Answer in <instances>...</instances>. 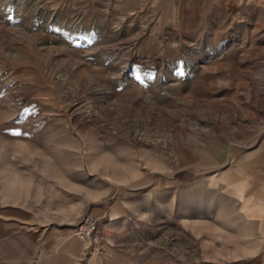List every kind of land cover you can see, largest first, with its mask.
Listing matches in <instances>:
<instances>
[{
  "label": "rangeland",
  "instance_id": "374dc122",
  "mask_svg": "<svg viewBox=\"0 0 264 264\" xmlns=\"http://www.w3.org/2000/svg\"><path fill=\"white\" fill-rule=\"evenodd\" d=\"M262 207L264 0H0V215L61 263L264 264Z\"/></svg>",
  "mask_w": 264,
  "mask_h": 264
},
{
  "label": "crops",
  "instance_id": "0c3cea01",
  "mask_svg": "<svg viewBox=\"0 0 264 264\" xmlns=\"http://www.w3.org/2000/svg\"><path fill=\"white\" fill-rule=\"evenodd\" d=\"M247 197L253 196L246 193L245 198L247 199ZM248 215L247 218L249 219ZM253 215L256 216H253L252 219L258 221V232L262 231L264 234V208H260V211L255 210ZM106 227L107 225H105ZM46 230L41 231V227H38L37 230L28 228L26 227V220H21L10 214L5 216L1 214L0 264H77L81 260L83 262L86 260L84 256H81L78 249H72L70 253H66L64 263H61L57 231L52 232L50 230L47 233ZM103 239L106 240L107 238L104 237ZM77 246L81 248L80 241L77 242ZM105 251L107 252L106 247ZM106 252L105 256H107ZM116 256L119 255L116 253ZM116 260L119 261L118 257Z\"/></svg>",
  "mask_w": 264,
  "mask_h": 264
},
{
  "label": "built area",
  "instance_id": "2783aa9c",
  "mask_svg": "<svg viewBox=\"0 0 264 264\" xmlns=\"http://www.w3.org/2000/svg\"><path fill=\"white\" fill-rule=\"evenodd\" d=\"M76 226L75 235L83 249L97 247L102 243L103 234L99 230L97 219L93 215H85Z\"/></svg>",
  "mask_w": 264,
  "mask_h": 264
}]
</instances>
